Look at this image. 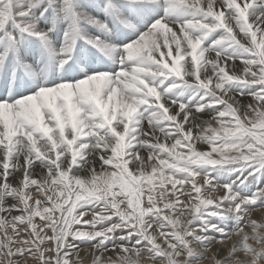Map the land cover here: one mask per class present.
<instances>
[{
    "label": "snow or ice",
    "instance_id": "1",
    "mask_svg": "<svg viewBox=\"0 0 264 264\" xmlns=\"http://www.w3.org/2000/svg\"><path fill=\"white\" fill-rule=\"evenodd\" d=\"M206 262L264 264V0H0V264Z\"/></svg>",
    "mask_w": 264,
    "mask_h": 264
},
{
    "label": "bare ground",
    "instance_id": "2",
    "mask_svg": "<svg viewBox=\"0 0 264 264\" xmlns=\"http://www.w3.org/2000/svg\"><path fill=\"white\" fill-rule=\"evenodd\" d=\"M203 119H207V118L204 117ZM252 216H253V218L259 219L260 216H261V213H260V212H254V213L252 214ZM231 226H232V223L229 222V227H231ZM206 264H207V262H206Z\"/></svg>",
    "mask_w": 264,
    "mask_h": 264
},
{
    "label": "rangeland",
    "instance_id": "3",
    "mask_svg": "<svg viewBox=\"0 0 264 264\" xmlns=\"http://www.w3.org/2000/svg\"><path fill=\"white\" fill-rule=\"evenodd\" d=\"M201 149H203V146L201 145V146H199Z\"/></svg>",
    "mask_w": 264,
    "mask_h": 264
}]
</instances>
